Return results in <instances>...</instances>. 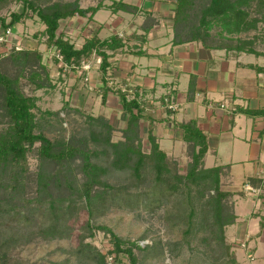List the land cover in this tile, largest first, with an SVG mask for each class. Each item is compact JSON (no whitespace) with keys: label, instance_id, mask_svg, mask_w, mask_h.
I'll use <instances>...</instances> for the list:
<instances>
[{"label":"trees","instance_id":"16d2710c","mask_svg":"<svg viewBox=\"0 0 264 264\" xmlns=\"http://www.w3.org/2000/svg\"><path fill=\"white\" fill-rule=\"evenodd\" d=\"M9 0H0V8ZM22 5L21 11H13L9 13V19L0 15V30L3 35L7 29L14 27L16 23L22 22L26 18L36 16L44 25V29L36 36H45V44L48 49L53 50V60L55 63L61 62L59 71L64 68L75 71V68H81L84 58H88L91 54L99 58V88L102 92V101H105L106 93L115 91L118 94L119 104L128 114L126 126L121 128L122 134L126 138L125 141L114 142L105 138V142L112 146L113 160L112 165L124 168L130 166L136 180L140 181L141 170L146 159L151 160V169L154 171V181L150 191L156 193L154 199L157 203L150 208L159 206L162 197L178 194L176 197L177 212L166 216L165 220L171 221L172 224L182 225V233L184 237L192 234L203 233L207 228L210 233L208 236L202 237L204 243L211 240L217 241L220 247H227L223 242V228L234 222L235 215L229 210L225 202L228 197H232L233 193L227 190H220V179L218 169L204 168L202 166V158L206 150L203 136L198 132L193 124L183 125L182 140L190 148L191 161L184 174L178 172L176 163L162 151L155 141V137L151 132L147 133V141L150 146L148 152L142 149L139 137L140 120L142 118L141 108L137 100L128 97V93L122 90H114L107 84V76L109 75L110 63L108 61L109 54L107 51H113L122 46V41L117 39L115 35L108 38L100 39L96 35L84 39L80 48L64 38L63 31H59L60 21L66 18H73L75 15L83 16L85 11L80 7V0H14ZM173 3V13L171 16V28L173 32V42L186 43L191 41H200L204 46L209 48H221L233 50L236 52L245 51L255 55H264L251 46V40L239 37L240 33H246L257 28L258 23H264V0H170ZM125 3L121 0H110L109 4H104L102 0L95 3L89 9L88 21L92 20V16L98 10L108 9L111 13L118 10H124ZM141 25L149 27L155 21L153 17H148ZM149 21V22H147ZM219 27L214 30L213 27ZM214 30V33L211 32ZM225 33V34H224ZM4 42H0V48ZM8 54L12 62L20 64L19 73L10 76L0 69V117L5 121L0 129V203L3 202L4 207H0L3 211H14L19 213L20 209L26 204L41 205L45 201L48 204L47 210L51 213L52 221L44 226L42 232L51 238L62 237L65 234V228L59 224L62 219L53 209L57 208L55 202L58 200L53 197L47 190L51 177L55 188L60 187V179H56L60 170L56 169L52 176L47 175L44 179L42 172L36 176L39 189L38 194L30 197L25 196L24 179H28L26 167V154L31 147L38 142V156L41 161H52L58 166L65 160H71L78 156L81 160V169L86 179L82 182L81 195L87 202V209L91 215V193L96 185L102 182L99 176L106 170L91 160V153L95 151L88 148H82L70 143L55 148V143L51 141L41 131L36 132V114L33 111L36 107V97L34 95H26L18 88V80L26 79L32 84L33 89H49L54 84L48 77V70L42 61V54L37 49L16 48L11 46L6 52L0 55ZM28 74H25L26 71ZM258 71H264V67H257ZM86 70L81 68V74ZM80 74V75H81ZM106 129H112L111 125L104 121ZM93 142L98 138L92 136ZM135 140V142L133 141ZM134 144V146H133ZM119 145L121 148H118ZM93 154V153H92ZM136 156V159H134ZM58 174V175H57ZM54 178V179H53ZM172 178V179H171ZM66 183V184H65ZM68 180L64 181V185H71ZM165 185V187L163 186ZM111 187V185H106ZM70 187V186H69ZM213 189V194H209V190ZM208 191V192H207ZM167 192V194H166ZM207 192L208 196L205 197ZM147 193V192H146ZM148 194V193H147ZM166 194V195H165ZM203 197L205 202L202 201ZM21 198V201H20ZM70 201L71 206L72 202ZM103 210L107 209L105 201L100 199ZM207 205V206H206ZM66 207V208H67ZM200 208V217H196V209ZM208 207V208H207ZM58 208H64L59 206ZM57 208V209H58ZM69 210V209H68ZM214 210V211H213ZM212 217L210 218V212ZM63 216V212L60 213ZM64 218V217H63ZM211 219V221H210ZM174 226V225H172ZM89 231L87 236H92V228L102 230L104 234H108L110 247L105 253L94 249L89 243H85V235L78 236L77 251L81 255L87 256L91 254V258L84 260V264L95 262V264H106V255L113 256L114 264H123L122 256L126 257L128 264H137L135 251L151 250L150 247H161V242L156 241L151 245L140 246L138 240H125L113 233V231L105 225L92 226L86 223ZM26 229L28 231H26ZM22 231V232H21ZM25 233L19 228V231L12 226L6 225V229L0 242V254L4 258L5 253L11 246L20 242L21 237L27 235L32 236L33 230L25 228ZM15 232H21L16 234ZM9 233H13L8 235ZM206 234V232L204 233ZM6 235V237H3ZM26 238V237H24ZM28 240V239H26ZM185 242L188 244V240ZM174 244V243H173ZM5 247V248H4ZM228 250V247H227ZM233 262V261H232ZM200 264H207L205 260Z\"/></svg>","mask_w":264,"mask_h":264},{"label":"rangeland","instance_id":"374dc122","mask_svg":"<svg viewBox=\"0 0 264 264\" xmlns=\"http://www.w3.org/2000/svg\"><path fill=\"white\" fill-rule=\"evenodd\" d=\"M98 1L100 0H80V7L85 11V14L60 21L58 32L63 31L64 38L68 39L76 48H80L84 42V35H93V29L96 27L87 32L83 29L91 25L89 24L91 21H88L89 9ZM102 2L109 4L110 0H102ZM21 8L20 3L9 0L4 3V6H1L0 15L5 16L8 20L10 12H20ZM108 11L110 12V10ZM108 11L98 10L95 18L99 21L108 20ZM43 29L44 25L36 16L26 18L9 29L5 38L6 42L0 48L1 52H7L11 46L19 49L30 48L37 49L42 54V61L46 65L48 77L54 87L34 90L32 84L26 79L19 77L18 80V88L24 94L36 97V107L33 110L36 114L35 131L43 132L55 143V148L61 146V143L64 145L70 143L94 150L95 153H91L90 160L106 171L99 176L102 183L96 185L91 193L92 212L90 215L87 202L81 195L82 182L86 176L82 172L80 158L76 156L71 160H65L59 166L52 161H41L38 156L39 143L36 142L26 154L28 179H24L25 196L33 197L38 194L39 186L36 176L39 172H42L46 179L47 175L52 176L55 169L56 173L59 169L60 173L57 174L56 179H60V187L55 188L56 181H52L51 177L47 190L50 191L52 198L55 197L58 200L57 203L55 202V206L57 208L60 205L64 207L63 209L54 208L53 211L56 210L55 212L62 218L59 220V224L65 228V234L62 237L51 238L42 232L44 226H47L53 218L47 210L49 208L46 201L41 205L26 204L17 214L14 211L4 212L3 209H0V235L4 233L6 225H10L18 231L20 228L24 233L27 227L33 230L32 236L21 237L20 242L11 246L4 258L2 253L0 254V264H84V260L91 258L92 253L87 256L78 253V236L85 235L84 242L89 243L101 253H105L110 247L109 236L102 230L92 228V236H87L89 231L86 223L93 227L105 225L122 239L138 240L140 246L151 245L156 241L161 242V247H150L151 250L146 251L136 250L137 264H200L203 260L207 264H252V260L259 261L263 249H258L255 254L250 253L252 250L250 247H245L244 242L236 241L234 229L227 232L230 225L223 228V242L227 245L228 250L227 247H220V244L214 240L208 244L203 242L202 237L210 234L207 228H204L206 234L200 232L184 237L182 225H175L171 221L165 220L168 213L177 212L174 204L178 199L176 197L178 194L169 196L166 192L168 196L162 197L160 205L153 209L150 208L157 204L154 200L157 197L154 195L156 193L152 194L151 192L150 194V191L153 190L151 185H153L155 175L151 169V160H145L140 181L136 180L130 166L119 168L112 165L113 148L104 140L108 137L114 142L125 141L126 138L122 134L121 127L126 126V121L122 124L119 123L116 102L105 103L102 101L100 88L94 86V82H100L99 58L94 61L91 58L82 60L83 62L90 60L93 63L91 67L86 64L87 67L89 66L85 71L88 72L87 74L85 72L81 74V68H75V71L64 68L63 71H59L62 64L54 62L53 50L47 48L45 36L35 35ZM213 29L218 30L219 27L216 25ZM214 30L211 32L214 33ZM1 32L2 30H0ZM239 37L251 40V46L264 54V23H258L257 28L249 32L240 33ZM8 57V54L0 55V69L14 77L19 73L20 64L19 62L13 63ZM28 71L25 74H28ZM110 77V75L106 77L109 85L112 81ZM93 78L95 79L93 80ZM109 93L118 97L115 91ZM118 99L116 100L119 101ZM4 121L5 119L0 117V122ZM104 121H107L113 128L106 129L103 125ZM145 126L146 124L140 120V144L142 149L148 152L150 146ZM1 127H3L2 124H0V129ZM92 136L98 138V141L93 142ZM133 141L135 142V140ZM118 148L121 146L119 145ZM162 149L171 160L175 161L178 172L184 174L191 161L188 145L184 144L170 150L168 145H162ZM65 180L71 182V185H64ZM106 185H111V187ZM163 186L165 187V185ZM224 188L226 189L221 182L219 189L224 191ZM207 192L205 197L208 196ZM209 194H213V189L209 190ZM2 196L1 194L0 197ZM100 199L105 201L107 209L103 210L104 205L101 206ZM69 200L72 204L68 208ZM202 201L205 202L204 197ZM233 201L232 197H228L225 202L229 210L232 209L231 211L234 213ZM4 204L1 202L0 207L3 208ZM213 211L210 212V218L213 216ZM62 212L63 216L60 214ZM196 214L195 219L200 217V208L198 207ZM26 231L28 230L26 229ZM21 232L15 233L21 234ZM11 234L13 233H9L7 236ZM186 239L188 244L185 242ZM1 240L2 236H0V242ZM122 261L123 264H128L125 256H122ZM91 264H95V262L91 261Z\"/></svg>","mask_w":264,"mask_h":264},{"label":"crops","instance_id":"0c3cea01","mask_svg":"<svg viewBox=\"0 0 264 264\" xmlns=\"http://www.w3.org/2000/svg\"><path fill=\"white\" fill-rule=\"evenodd\" d=\"M121 1L124 10L103 9L109 12L106 21L97 20L96 11L83 29L96 27L98 38L115 35L122 41L107 51L111 88L137 100L147 133L160 149L186 144L182 127L194 125L206 145L202 166L217 167L224 190L233 193L236 218L227 232L234 229V238L250 253L263 249L252 264H264V71L257 70L264 67V55L209 48L200 41L175 43L170 0ZM148 17L155 21L144 29ZM88 58L98 60L94 54ZM117 98L107 92L104 102H116L122 124L128 114Z\"/></svg>","mask_w":264,"mask_h":264},{"label":"built area","instance_id":"2783aa9c","mask_svg":"<svg viewBox=\"0 0 264 264\" xmlns=\"http://www.w3.org/2000/svg\"><path fill=\"white\" fill-rule=\"evenodd\" d=\"M9 33V29H7L5 31V33L3 35H0V42H6L5 38H6V35ZM86 64H89L88 62H82L81 63V68L84 69V70H87V65ZM171 108H173V106H170ZM105 263L106 264H114L113 262V256L111 255H106L105 257Z\"/></svg>","mask_w":264,"mask_h":264}]
</instances>
